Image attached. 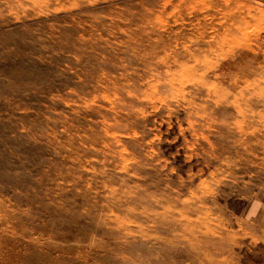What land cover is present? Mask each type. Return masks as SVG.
I'll return each mask as SVG.
<instances>
[{
  "label": "rangeland",
  "instance_id": "1",
  "mask_svg": "<svg viewBox=\"0 0 264 264\" xmlns=\"http://www.w3.org/2000/svg\"><path fill=\"white\" fill-rule=\"evenodd\" d=\"M0 264H264V0H0Z\"/></svg>",
  "mask_w": 264,
  "mask_h": 264
}]
</instances>
